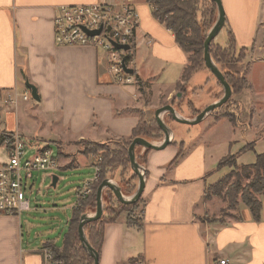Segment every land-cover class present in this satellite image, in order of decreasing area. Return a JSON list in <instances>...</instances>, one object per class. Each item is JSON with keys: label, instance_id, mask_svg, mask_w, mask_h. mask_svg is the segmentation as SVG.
Masks as SVG:
<instances>
[{"label": "crops", "instance_id": "0c3cea01", "mask_svg": "<svg viewBox=\"0 0 264 264\" xmlns=\"http://www.w3.org/2000/svg\"><path fill=\"white\" fill-rule=\"evenodd\" d=\"M101 2L0 0V139L6 133L21 134L14 117L20 112L21 96H31L27 81L40 97V102L32 99L35 114L45 127H56L55 133L40 140L43 145L57 143L59 148L89 141H130L140 121L155 119L158 109L167 105L176 110L177 105L182 110L193 109L186 89L191 80L183 95L176 97L188 55L173 33L154 17L147 0H133L139 22L131 84L118 83L101 49L55 45L53 17L58 7ZM221 2L226 22L214 42L224 48L232 43L237 52L246 49L250 87L245 91H249L250 65L264 68V0ZM206 76L213 85L206 102L209 107L220 100L223 91L218 81ZM16 94L17 106L7 105L9 96ZM235 103L239 108L238 102L233 107ZM171 129L172 144L146 154V183L137 224L129 225L126 214L121 213L115 222L104 226L99 264H264V200L259 223L247 208L242 217L203 220L207 187L221 178H217L216 166L222 158L214 168H208L204 143L187 148L182 130ZM141 150L145 154L146 150ZM69 159L57 169L95 168L91 155L77 151L70 153ZM95 177L96 173L84 183ZM22 234L18 216L0 214V264H47L43 249L59 242H43L38 247L28 243L24 248Z\"/></svg>", "mask_w": 264, "mask_h": 264}, {"label": "rangeland", "instance_id": "374dc122", "mask_svg": "<svg viewBox=\"0 0 264 264\" xmlns=\"http://www.w3.org/2000/svg\"><path fill=\"white\" fill-rule=\"evenodd\" d=\"M250 66H252L250 67L251 70L248 76L251 83L250 90L245 91L241 95L231 97L232 102L239 103V108H236L237 104L235 103V107L231 104L229 110L225 107L217 109L213 114L204 119V121L195 126L178 124L171 120L167 114L161 117L163 122L173 129L182 130L183 141L186 142L187 148L199 142L204 143L207 152L208 168H214L218 160L229 154L237 155V169L226 168L216 172L217 174L214 173L217 175V178L224 177L231 173L232 177L228 181L229 183L234 182L235 173L240 172L242 165H251L255 162L254 153L248 152L238 156L240 150L250 146V144H254L257 154L264 153V68H258L255 65ZM206 75L215 79L210 71L206 69L195 73L188 83L186 87L188 90V101L192 104L191 108L193 109L188 107L182 110V108L180 109V106L177 105V109L180 110H177L180 117L192 120L197 117V112L201 113L207 108L206 102L212 95L213 85L207 81ZM214 81L217 80L215 79ZM179 93L181 92L177 91V95ZM20 101H22V106L20 112L16 115L14 114V119L15 123L17 121L20 126L22 136L27 140V157H32L36 152L32 146L36 144L43 145L45 142L43 141L42 143L40 138L46 137L51 132L55 133L56 127H45L42 119L35 114L36 109L34 108L33 101L26 103L21 98ZM185 104L188 105L187 101ZM228 113L237 115L236 124H233L228 118L223 116ZM161 141L162 140H152L149 142L159 144ZM89 142H80L78 147L74 145L67 148H59V145L54 142L44 146H51L53 156L58 158V164L61 166L70 160V153L78 151L84 154L87 151H91L92 146H90ZM194 142L195 144H192ZM115 143H118V140L113 139L99 144H103L105 147L107 146L108 149L115 150L117 147ZM141 149L142 148L137 147L136 156L138 163L144 166L145 154H141ZM94 150L97 151L99 149ZM102 155L103 152L101 150L97 153V156L91 155L95 165L101 162L99 157ZM7 162V155L0 150V164H5ZM97 168H99L100 174V167L97 166ZM224 173L226 174L223 176ZM94 176L95 168L92 166L75 170H62L59 168L52 172H35L33 174V178L25 183V193L27 199L30 200V211L23 212L18 216L23 228L24 248L28 246V243L33 247H38L43 242L48 241L59 242L57 247H62L64 236L67 233V223L72 219L73 207L78 202L77 191L83 187L85 181L91 180ZM53 177L59 179L56 187L52 186ZM104 177L116 182L123 181L125 184L122 185V193L126 198L131 197L137 190L138 178L129 165H126L125 168L113 165L106 169ZM95 183H93V185ZM224 192H226V189L223 191V196L213 197L208 200L206 209L204 213L201 214L203 220L216 222L219 220L227 221L231 218L242 217L245 207L241 203L240 198L238 204L235 206L227 200ZM112 195L113 193L111 194L109 190H106L105 194L103 192V202L106 204V208L108 206L110 209V217H112L114 213L120 211L118 201L115 196ZM138 210L134 213V217L137 220L139 216ZM95 211L96 209L89 210V212L84 214L92 216Z\"/></svg>", "mask_w": 264, "mask_h": 264}, {"label": "trees", "instance_id": "16d2710c", "mask_svg": "<svg viewBox=\"0 0 264 264\" xmlns=\"http://www.w3.org/2000/svg\"><path fill=\"white\" fill-rule=\"evenodd\" d=\"M147 2L152 8L154 17L173 33L178 46L188 55V64L182 75L183 83L177 85L178 91L184 93L185 84L191 80L196 72L205 68L204 42L217 17L216 5L209 0H147ZM210 54L223 73L225 80L231 86L232 97L249 89L250 86L246 80L248 73V65L245 64L246 49H241L237 52L232 43L229 47L224 48L216 45L213 41L210 45ZM233 103L230 98L221 108L225 107L229 110ZM198 114L200 113H196V116ZM223 116L228 118L233 124L237 123V115L228 113ZM138 137L147 141L162 140L163 132L155 120H141L134 129L130 141L118 140V143H115L117 145L115 150L108 149L103 144L89 142L92 150L85 152V155L93 154L97 156L100 150L103 152V155L99 157L101 162L95 165L100 167L101 172L98 181L92 185V193L86 199L81 200L82 203H80L79 208L74 209L62 247L49 246L54 253L56 261H62L63 264H93L92 258L83 249L78 236L80 218L89 210L96 209V193L101 183L107 179L104 177L106 169L113 165H118L122 168H125L126 165L130 167L128 148L131 142ZM94 149L99 150L95 151ZM149 152L150 150H146L145 160L146 154ZM248 152L255 154V162L251 165H242L240 172L235 173V176L233 174L234 182H228L232 177L230 173L221 177L215 184L207 187L206 198L209 200L213 197H221L226 189L224 195L227 200L236 206L240 198L241 203L249 210L253 221L259 223L264 200V153L257 154L254 144H250V146L240 150L238 156ZM237 166V155L229 154L218 162L216 171L219 172L226 168L237 169ZM135 176L137 177L136 174ZM117 182L121 188L125 184L123 181ZM110 193L112 194L111 191ZM140 204L141 199L131 205H123L118 201L120 211L110 217V209L107 206L101 220L88 223L85 226L89 243L98 253L102 244L104 226L115 222L121 213L126 214V220L129 225L137 224L138 220L134 217V213L138 210Z\"/></svg>", "mask_w": 264, "mask_h": 264}, {"label": "built area", "instance_id": "2783aa9c", "mask_svg": "<svg viewBox=\"0 0 264 264\" xmlns=\"http://www.w3.org/2000/svg\"><path fill=\"white\" fill-rule=\"evenodd\" d=\"M138 22L133 0H103L91 5L60 6L53 17L54 43L59 48L101 49L106 54L109 71L116 76L118 83L131 84L132 75L125 73L123 65L133 68ZM99 30L98 35H90V32ZM114 43L128 46L129 50L116 49ZM21 99L27 103L32 101L28 94L22 95ZM18 102L17 94L6 100L10 106H17ZM32 147L35 155L27 157V140L19 132L6 133L0 139V150L8 159L7 163L0 164V214L20 216L30 211L25 183L33 178L35 172H52L58 168L57 158L50 146L36 144ZM95 168L96 177L80 188L75 209L92 193L91 187L98 181L99 168ZM43 256L47 264H63L54 259L49 247L43 249Z\"/></svg>", "mask_w": 264, "mask_h": 264}, {"label": "water", "instance_id": "95a60500", "mask_svg": "<svg viewBox=\"0 0 264 264\" xmlns=\"http://www.w3.org/2000/svg\"><path fill=\"white\" fill-rule=\"evenodd\" d=\"M213 2L216 5L217 8V17L216 21L207 33L205 42H204V64L205 68L210 71V73L215 77V79L218 81L220 86L223 90V96L220 100H218L216 103H213L209 107H207L203 112L197 115L192 120H188L185 118H182L179 116V113L172 105L164 106L160 109H158L155 113V121L158 124V126L161 128L163 132V140L159 144H153L152 142H149L145 140L144 138L138 137L135 138L129 148H128V157L130 160V167L132 171L137 175L138 177V187L136 192L131 196L126 198L122 193L121 186L114 180H104L101 185L97 189L96 193V211L92 216H89L87 214H83L80 218L79 226H78V236L80 239V242L82 244L83 249L86 251V253L92 258L93 264H99V253L93 248V246L89 243V240L87 238L86 232H85V226L88 223L96 222L101 220L105 213L106 204L103 202V192L108 189L110 190L116 199L123 205H131L137 203L144 192L145 189V183H146V169L145 166L140 165L137 160L136 156V148L140 147L144 150H154V151H160L168 147L173 142V130L171 127L163 122L161 119L162 115L167 114L171 120L178 124L182 125H188V126H195L204 121L208 116H210L215 110L221 108L224 106L232 97V89L231 86L227 83V81L224 78L223 73L220 71L218 66L213 61L211 54H210V45L211 43L216 39V37L219 35V33L222 31V29L225 26L226 18H225V12L222 6L221 0H209ZM101 31L97 32H90V35H98ZM114 46L116 49L128 51V46H122L117 45L114 43ZM123 69L126 74L133 75L134 71L132 69H128L123 65ZM26 87L31 92V97L34 101L40 102V97L37 92V88L34 85H31L28 81L26 82ZM183 94L179 93L176 97L179 99ZM58 182L57 177H53V183L52 186L56 187Z\"/></svg>", "mask_w": 264, "mask_h": 264}]
</instances>
